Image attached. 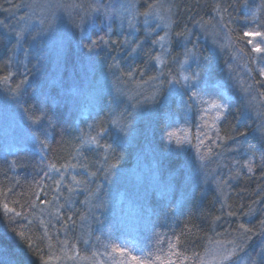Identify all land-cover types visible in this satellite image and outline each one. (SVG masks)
Wrapping results in <instances>:
<instances>
[{"label": "rangeland", "instance_id": "1", "mask_svg": "<svg viewBox=\"0 0 264 264\" xmlns=\"http://www.w3.org/2000/svg\"><path fill=\"white\" fill-rule=\"evenodd\" d=\"M219 3L210 22L203 25V33L196 27L189 33L187 41L192 42L191 48L187 47L188 42L184 44L173 35L174 15L171 7L174 6L175 0H151L146 5L140 0H7L1 3L0 33L7 32L4 33L6 38L15 41L16 47L10 59L12 69L7 79L0 81V152L2 157L12 158L22 151H31L38 155L40 163H44L41 178L43 185L39 193L42 192L41 195L45 196L46 200L34 205L28 212V217L23 218L28 225H39L46 239V246L52 254L47 255L48 257L60 256L61 263L67 259L66 262L69 263L78 255L81 257L80 252H84L90 260L93 258L96 262L94 264H135L131 260V252L136 246L134 240L140 239L137 234L147 232L149 226L157 224L155 215L158 213L154 212L156 207L149 205L151 200L155 203L165 201L158 210H166L165 206L174 202L173 196L178 193L173 179H164L155 153L147 144L157 111H165V106L171 102L174 103L172 117L164 118L168 128L163 135H157V138L159 137L165 152L178 151L182 153L183 158L191 159L194 165L199 164V167L192 171L193 177L189 178L187 174L185 176L187 182L189 181L187 185L192 190L197 192L200 186L201 194L202 192L206 194L205 189L209 185L211 187L214 182L216 185L220 183L215 181L217 177L225 175L228 177L234 172L246 170L250 161L260 158L259 153L255 155L254 148L247 146V139L260 141V136L264 135V85L260 88L264 81V76L260 75V70L264 69V53L253 51L254 44L264 47V43L261 42L264 37H246L244 33L249 26L244 23L236 25L238 27L236 32L235 26L230 22L233 17L230 16L229 6L220 1ZM89 5L98 7L100 11L92 12ZM151 6H154V9ZM237 6V9L241 7V13H245L246 5ZM226 7L227 14H223V8ZM150 10L153 14L145 18L143 14ZM17 33H23V38H18ZM234 34L242 36L243 45L238 43L242 47L245 46L246 50L236 52L237 41L234 40L236 38ZM160 37L164 39L161 40ZM250 39L252 43H248ZM93 41H97V44H93ZM174 48L177 51L173 50ZM201 48L210 51L214 64L228 59L226 65H223L222 76L213 83L208 76H202L203 62L197 52ZM143 50L154 52L152 63L156 68L155 78L146 81L145 85H151L149 87L139 83L135 87L138 93L134 90L131 92L125 90L124 93L122 87L116 88L112 85L107 75L111 72L113 74L111 77L116 79L119 77L118 74L123 73V68L109 62L123 57L121 62L127 63L137 58ZM173 51L180 54L179 58H171ZM67 55L70 56L69 65ZM44 56H50L52 60L48 63V72L53 70L50 78L54 77L53 81L61 83L58 87L64 84L69 86L67 92L63 90L64 87L61 89L60 96L63 102H69L73 113L78 112L77 121L79 117L84 119L96 113L103 97H110L113 102L110 110L111 130L125 147L135 152L134 157L128 159L131 163L125 170L104 164L102 169L105 171L81 175L77 160L71 163L70 167H62L59 173L46 165V154L38 143L37 136L41 124L23 118L19 103L21 89L30 86L39 76L37 68L45 60ZM32 59L35 60V64L30 70ZM100 60L105 61L104 65L97 68ZM48 72L42 77L43 81L42 78L36 81L37 89H41L38 95L41 92L40 99L43 101L47 99L45 98L47 92L51 91L49 89L51 84L56 83L50 82ZM256 75L259 76L260 82L254 83L252 78L254 79ZM184 77L188 79L185 80ZM46 79L48 83L43 87ZM177 80L179 83L174 82ZM242 80L249 82L244 85ZM142 92L145 99L138 101ZM193 93L196 95L193 96ZM146 97H154V100ZM239 100L241 109L236 108L241 116L238 125L240 122L250 120L256 128L254 134L242 136L240 139L234 134L231 136L234 142L225 146L220 127L227 115L234 111L233 105ZM154 101L158 102L157 106L153 105L149 113L148 111L144 113L147 104ZM212 102L224 105V109L218 112L211 107ZM147 114L153 119L148 123L144 134L139 136L133 132L128 134V130L137 120H142V116ZM156 119L158 121V115ZM170 120L172 125L169 124ZM184 124L188 127L189 124L195 126L196 132L189 133L188 128L183 127ZM154 128L158 132L156 125ZM90 131L89 127L86 133L82 134L78 158H82L84 152L99 151L101 147L107 146L102 141L106 134L94 135L98 143H91L89 137L93 135ZM169 133L173 135L169 136ZM220 150H226L227 156H224L226 160L223 162L218 156ZM215 156L223 166L214 165ZM9 165L12 166L13 163ZM225 168L228 170L223 172ZM218 172L221 173L220 176H216ZM57 180L60 181L59 192L55 183ZM74 180L80 183L77 184ZM217 188L215 187V191ZM178 194L183 198L185 193L180 191ZM68 195L73 198L80 195L81 198V206L74 209H81L84 215L80 223L75 221V226L78 223L84 225L85 236L79 240L72 233L56 229L57 223L53 224L52 228L50 216L52 215L53 219L62 213L63 207L65 210L73 207L71 203L67 207L64 206ZM180 203L181 199H175V206H180ZM6 215L8 222L10 216L13 217V221L21 218L11 213ZM12 226L11 231L17 230L16 226ZM23 233L26 232L23 230ZM17 234L16 231L5 235L0 230V238H4L6 244H13L15 248L25 246L23 239H26V234L23 237ZM66 237L70 240L68 241ZM130 237L133 239L129 245L127 240ZM16 240L19 241L15 243ZM68 242L80 247L69 249ZM119 248L126 251L121 253L117 251ZM229 253L212 256L203 264H246L241 258L233 260L235 253L230 256ZM4 254L0 248V264H19L10 263ZM49 258L53 260V257ZM50 261H41L37 264H60L58 261L55 263ZM76 261L78 260L74 259L72 264ZM22 264L32 263L26 258Z\"/></svg>", "mask_w": 264, "mask_h": 264}, {"label": "trees", "instance_id": "2", "mask_svg": "<svg viewBox=\"0 0 264 264\" xmlns=\"http://www.w3.org/2000/svg\"><path fill=\"white\" fill-rule=\"evenodd\" d=\"M6 1L7 0H0V7L1 3ZM140 1L143 5H146L151 0ZM219 1L224 4L226 3L227 7L229 6L230 16L231 18L233 17V20L230 22L235 26L236 32L238 31L236 25L243 23L249 26V28L245 30L246 32H264V30H262L264 29V0H249V2H247V0H175L174 6L171 7L174 15V37L185 44L188 42L187 38L194 27L203 33V25H207V23L210 22L217 6L220 4ZM237 4L239 6L246 5L245 13H241V7L237 9ZM222 6L225 7L224 5ZM227 7L223 8V14H227ZM235 11L236 16L234 17ZM249 24L252 25V27H250ZM231 28L233 30V27ZM4 33H0V81L8 77L12 69L10 67V59L16 47L15 41L7 39L8 37L6 38ZM234 35L236 36L234 40L237 41L236 52L239 53L242 49L246 50L245 46L242 47L239 45V43L243 45L242 36L238 34ZM191 44L192 42H188L187 47L191 48ZM173 50L177 51L175 48ZM197 52L198 55L200 54V60L203 62L202 76H208L212 83L218 80L223 74L224 66L228 62V59L214 64L215 62L212 60L208 49L201 48ZM179 56L180 54L174 51L171 54L172 59L175 57L179 58ZM153 57L154 52L143 50L137 58L131 59L127 63L121 62L123 57L118 58L120 63L117 59H114L109 63L114 66L119 65L120 68H123V73L118 74L119 77L113 79L111 77L113 74L108 72L107 75L109 77H107L116 88L122 87L123 92L125 90H129L130 92L134 90V92L136 91V93H138L135 87H137L139 83L145 85L146 81H151L155 78L156 68L152 63ZM43 58L45 60L42 61L43 63L41 62V65L39 64L37 68L39 76L35 78L30 86L21 89L22 93L19 103L23 118L26 120H33L34 122L39 121L38 124H41L37 136L38 143L46 154V165L49 167L50 165H55L56 168L61 169L64 165H70L77 160V166L79 167L77 168L80 171L78 172L81 173V175L82 173H97L103 170L102 166H104V164L111 168L114 167L118 170H125L131 163L128 159H132L135 152L125 147L111 130L110 110L113 102L110 97H103L100 108L97 109L98 111L96 113L90 114L89 117L84 119L79 117L77 121V116H79L78 112L73 113L69 102H63V98L60 96L61 89L64 87L63 90L66 91L69 86L64 84L58 87L61 83L58 84L56 80L53 81L54 77L50 78L53 70L50 73L48 72V63L52 61L50 60V56H44ZM67 59V64L69 65V55H67ZM104 62L105 61L100 60L97 68H99L100 65L103 66ZM34 64L35 60L32 59L30 62V70H32V65ZM47 72L49 73L48 79L50 78V82L56 83L51 84L49 88L51 91H49V93L47 92V96L45 95L47 99L43 101V99H40L42 95L41 92L38 95V91L41 89H37L38 84L36 81L40 80L43 76L45 77ZM95 78L93 80H95ZM43 79L44 78L41 80L43 81ZM131 79H133V81H131ZM252 80L254 83L255 81H259V76H254ZM242 82L244 85H247L249 81L242 80ZM46 83H48L47 79L44 80L43 87H45ZM263 85L264 81L260 84V88H262ZM145 86L149 87L151 85L146 84ZM140 99H145L143 92L138 98V101ZM157 103L156 101L151 102V104L149 102L147 104L148 106L146 105L147 109L144 110V113L145 111L149 113L150 108L153 105L157 106ZM240 105V100L237 104L233 105V108L235 107L234 111H231L227 115L220 127L221 138L224 143H226L225 146L234 142L231 138L234 134H236L237 139H240L242 136L247 137L252 133L254 134V129L256 127L250 120L240 122L238 125L239 117L241 116H239L236 108L241 109ZM173 106L174 103L171 102L164 108L167 112L163 110L157 111L158 121H156L157 115L154 119L151 115L148 116V114L142 116L143 119L137 120L127 132L128 134L133 132L137 136L142 135L146 131L150 120H154V127L155 125L157 126L158 132L153 127L151 136L150 138L148 137L149 142H147V144L151 146V149L155 153V159L159 164V169L164 179H173V182L176 184L177 192L180 193V191H182V193H185L183 194V198H180L178 193L174 194V202L168 204L169 206L166 205V210H158L165 201L155 203L151 200L149 205H152L153 208L156 207L154 212L158 213V215H155L157 224L151 227L149 226L147 232L143 231L137 234V237L140 239L134 240L136 246L133 248L131 256H137L138 259L144 260L145 264H168L169 261H172L173 264H203L207 263L212 256H218V254H224V252L229 253L235 249L233 260L241 258L246 264H264V135L260 136V141L256 139H247V146L254 148L255 155L259 153V159L256 158L255 161H250L246 166V170L243 169L240 172H234L228 177L225 175V177L215 178V181H220L217 185L215 182L212 184L218 187L217 191H215V187H210L209 185L208 188L205 189L206 194L203 192L201 194L202 189L200 186L196 192L187 185L189 181L187 182L185 179L186 174L189 178L193 177L194 174L192 171L196 167H199V164L195 163L194 165L191 159L188 160L183 158L182 153L178 151L165 152V150L162 149L163 144H161L159 137L157 138V135H163L168 128V123L164 121V118L167 116L172 117ZM138 112L140 111L138 110ZM169 124L172 125L171 120ZM185 126L188 128L187 130L189 133L196 132V130H194L195 126L193 127V125L191 126L189 124L188 127L187 124H184L183 127ZM89 127L93 136H96L98 132L106 134L102 141L107 146L101 147L99 151L93 150L91 152H84L82 158H78L77 152L81 149L82 134L86 133ZM210 142L212 143L213 141L210 140ZM1 154L0 152V230H2L5 235H8L10 232L13 234L17 231V235L20 236L19 233L23 232V230L26 232V235L24 234L26 239H23L25 246L22 247L15 248V246H12L13 244H6V242H4L5 239L2 237L0 238V248L5 253L4 257L7 258V261H10V263L17 262L22 264L25 259L28 258L32 264H37L41 261H50L51 259L49 257H53V260L50 261L51 263L58 261L60 264H72L74 259L82 262L79 263L76 261L75 264L96 263L93 258L90 260L84 252H80L81 257L78 255L73 260H70L69 263L66 262L68 259L61 263L60 256L57 258L54 256H47L51 253L46 246V239H44L38 227L39 225H28L24 219L28 217L27 214L33 209L34 205H39L41 201L46 200L45 196L42 197V192L39 193L43 185L41 178L43 176L44 163H40L38 155L31 151H22L12 156V158L2 157ZM225 155L227 156L226 150H220V153L218 152V156H220L222 162L226 160ZM105 157H107V160ZM218 161L219 159L215 156L214 165L217 166L218 164L219 166H223V164ZM10 163H13V165H9ZM249 168H251V171H249ZM226 170H228V168H225L223 172H226ZM220 175L221 173L218 172L216 176ZM81 179L83 180V178ZM103 181L104 180H102V182ZM61 197L63 198V196ZM74 198L69 196L64 205L67 207L68 204L71 203L73 204L72 208L65 210L66 208L63 207L64 210L61 209L62 213H59L57 217H53V219L51 215L50 219L52 220V228H54L53 224L57 223L58 228L56 229H63V231L72 233V235L79 240L85 236L83 229L84 225L82 226V224H79L81 217L84 215L81 209L78 208L74 210L75 207L81 206L80 195H76ZM178 198L181 199V207L177 205L179 206L177 208V206H175V199ZM5 204L9 209H14L15 211H6L4 208ZM174 211L176 213H174ZM166 212L169 213L166 214ZM6 213H11L13 216H18L16 213H21V215H19L21 218L13 221V217L11 218L10 216L8 222V220H6V218L8 219ZM84 220L86 223V219ZM75 221L79 222L76 226ZM12 225L16 226L17 230L11 231L10 227H13ZM241 225H243L244 228H241ZM244 229H250L251 231L245 232ZM132 239L133 237H130L127 240L129 245ZM67 240L69 241L70 239L67 238ZM18 241L19 240H16L15 243ZM72 242H68L69 249L80 247ZM29 244L32 245L31 248H29ZM20 248L23 249L21 250ZM217 248L222 249L218 250ZM223 250L224 252H220ZM83 260L85 261L83 262ZM133 262L137 264V261L133 260Z\"/></svg>", "mask_w": 264, "mask_h": 264}, {"label": "snow or ice", "instance_id": "3", "mask_svg": "<svg viewBox=\"0 0 264 264\" xmlns=\"http://www.w3.org/2000/svg\"><path fill=\"white\" fill-rule=\"evenodd\" d=\"M89 8H90V10H91L92 12H99V11H100V9H99L98 7H96V6H94V5H89ZM151 8L154 9V6H151ZM152 14H153V11L150 10L149 12H145L143 15L145 16V18H147L148 16H150V15H152ZM129 23H131V21H130ZM244 35H245L246 37H253V38H254V37H258V36H259V37H264V33H262V32H245ZM17 36H18V38L22 39V38H23V33H17ZM101 39H102V38H101ZM160 39L163 40L164 37H160ZM261 42L264 43V40H262ZM105 43H106V42H105ZM125 43H127V41H125ZM248 43H252V40L250 39V40L248 41ZM93 44H97V41H93ZM91 50H92V49L90 48L89 51H91ZM253 51L256 52V53H264V47H261L260 44H254V45H253ZM157 59H158V58H157ZM197 75H198V74H197ZM260 75H261V76H264V69H261V70H260ZM5 79H7V77H5ZM184 79L187 80L188 77H184ZM174 82H175V83H179L178 80H177V81H174ZM195 95H196V93H193V96H195ZM146 99L154 100V97H146ZM211 107L214 108V109H217L218 112H219L220 110H223V109H224V105H222V104H218V103H216V102H212ZM218 118H219V117H218ZM35 122L38 123L39 121H35ZM101 134H102V133H100V132L97 133V135H101ZM171 135H173V134H172V133H169V136H171ZM89 141H90L91 143H98V142H97V138H96L95 136H90V137H89ZM209 151H210V149H209ZM105 159L107 160V157H105ZM50 167H51L54 171H56V172H58V173L61 171V169L56 168L55 165H50ZM63 167L67 168V167H70V166H69V165H64ZM249 171H251V168H249ZM45 176H47V173H45ZM61 179H62V177H61ZM74 182L77 183V184L80 183V181H75V180H74ZM55 183L57 184V191L59 192V191H60V188H59L60 181L57 180V181H55ZM4 208H5L6 211H15L14 209H9L8 206H7L6 204L4 205ZM230 214H231V213H230ZM16 215L19 216V215H21V213H16ZM240 227H241V228H244L243 225H241ZM244 231H245V232H248V231H251V230H250V229H244ZM19 235H20L21 237H23V236H24V233L21 232V233H19ZM28 246H29V248L32 247L31 244H29ZM117 251H119V252H121V253H124V252L126 251V249H124V248H119V249H117ZM234 252H235V249H233L232 252L229 253V256L232 255V254H234ZM131 258H132V260L137 261V264H145V261H144V260H141V259H138L137 256H134V255H133ZM227 258H228V257H225V259H227ZM168 264H173V262H172V261H169Z\"/></svg>", "mask_w": 264, "mask_h": 264}]
</instances>
